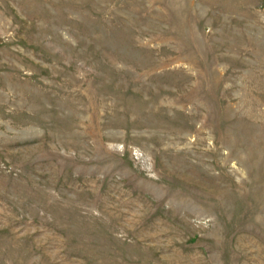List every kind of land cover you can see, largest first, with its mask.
Returning a JSON list of instances; mask_svg holds the SVG:
<instances>
[{"label": "rangeland", "instance_id": "rangeland-1", "mask_svg": "<svg viewBox=\"0 0 264 264\" xmlns=\"http://www.w3.org/2000/svg\"><path fill=\"white\" fill-rule=\"evenodd\" d=\"M0 264H264V0H0Z\"/></svg>", "mask_w": 264, "mask_h": 264}]
</instances>
